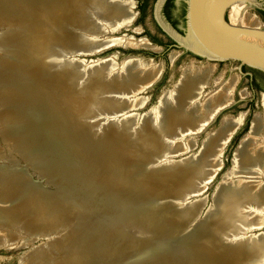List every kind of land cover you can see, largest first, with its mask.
Returning a JSON list of instances; mask_svg holds the SVG:
<instances>
[{
	"label": "bare ground",
	"instance_id": "1",
	"mask_svg": "<svg viewBox=\"0 0 264 264\" xmlns=\"http://www.w3.org/2000/svg\"><path fill=\"white\" fill-rule=\"evenodd\" d=\"M106 1L0 0V44L13 45L12 54L0 51L2 53L0 57L1 249L11 248L15 243L24 246L37 239L35 237L25 238L26 233L36 235L46 230L51 234L62 231L61 224L66 223L70 226L72 221L74 222L73 218L81 219L79 228L83 224L87 228L90 227L91 231L92 226H98L100 220L102 221L101 218H104L106 207L111 209L113 208L112 202H119V195L115 194L118 188L113 189L115 186L111 185V177L106 171L110 168L106 166V163L103 164L104 160L94 154L91 156L89 154L92 153L93 147L87 140L90 139L88 127L81 119L87 118L89 112L94 109L108 106L111 109L109 111H112L109 118L124 122L125 126L131 125V128L138 126L137 114L129 112L139 109L141 99L139 94L159 77L160 72L152 68V64L149 68H141L132 58L129 63L123 59L116 69H113L115 65H110L112 60L101 59L97 63L95 61L87 64L77 62V65L70 67V70L66 69V72L48 74L44 72L46 66L43 60L45 51L50 52L52 46L66 48L60 51L63 57H66L65 53L79 55L85 52H99L112 45L135 47L134 42L126 38L113 40L112 37L106 38L111 32L128 26L134 20V13L132 14L134 4L132 2L120 3L116 0ZM92 16L97 17V20H93ZM94 22H99V24L96 23L95 26ZM234 24L260 27L258 20H234ZM13 26L19 30L14 35L10 34L11 30H8ZM41 31L45 32V36L41 34ZM89 31L93 34L90 46L85 44V38L80 37L82 33L86 34ZM53 32L55 36L51 35L52 38H49L48 35L50 36ZM8 34L10 37L5 38L4 36ZM146 41L141 40L138 43L139 46L158 50ZM179 41L192 51H206L203 43L192 32ZM11 56L15 57V60H11ZM97 65H100L98 71L95 70ZM213 65L199 69L184 70V68L172 90L162 95L161 107H166L164 111L170 114L162 139L149 135L141 140L135 148L127 151V154L124 153L125 158L120 159L119 169V163L116 160L112 161L111 169L119 171L118 178L116 174L113 177L122 188L143 184L142 179L137 178L136 175L132 180L123 171L128 155H132L137 160H133V164L136 165V162L142 161V158L149 154L148 152L156 154L165 144L167 147L163 157L164 161L169 159V156L189 152L196 146L197 136L206 131L214 116L222 108L231 105L234 99L232 89L234 83L237 82V80L234 81L235 78H232L230 82H225L222 86L214 80L212 90L203 93L210 84V76L214 71ZM77 66L82 68L76 70ZM73 68L76 71H73ZM92 70L95 72V77L92 75L93 78L85 93H74L71 90L74 83L72 79L78 77L79 72L82 73L81 76L90 75ZM106 81L107 83L104 84ZM98 91L108 92L109 95L107 93L106 97L111 95L112 98L113 96V102L97 100ZM241 96L239 97L242 99ZM262 107L264 110V98ZM74 112L78 113L76 120L79 130L73 128L70 123L72 122L70 117ZM105 117L106 120L109 119L108 114ZM120 117L121 119H118ZM230 118H223L217 131L202 141L199 146L198 161L189 165L193 167L183 173V178L179 177L180 185L190 186L191 181L196 179L197 182L204 181V176L208 172L210 174L220 168V158L227 146L228 137L242 122V118L236 120ZM79 131H82L85 137ZM49 138L53 142H50ZM122 138L109 133L102 140L104 144H111L112 140L117 142L121 139L123 141ZM58 139L64 141L61 146L65 151L70 153L75 150L79 153L78 156L76 154L63 156L67 159L60 157L58 155L60 153L53 149L55 143L58 144ZM5 148L8 152L10 150V155ZM13 149L18 150L20 159L30 163L32 169L41 176L51 178L54 183H69L74 196L69 195L68 192L66 196L60 192L58 198H55L56 195H46L47 191L43 192L37 184L31 182L28 170L11 166L15 164L12 156ZM161 161L156 162L160 164ZM157 165L155 166L160 167ZM127 172L131 173V171ZM157 178L173 182L162 176ZM148 180L153 181L155 178L149 177ZM223 182L225 183L222 187H226L224 190L235 189L238 194L230 200L227 197L224 198L219 215L220 222L215 226L225 229L228 222L236 217L240 223L245 224L242 229L240 227L241 235L246 230H248L246 235L257 231V228L264 225V111L262 116L253 117L249 132L241 139L240 146L236 150L233 167ZM118 192H120L119 189ZM120 194L124 195L125 190L122 189ZM127 195L132 194L129 192ZM78 208L82 209L85 214L77 213L75 209ZM174 216L178 218L177 215ZM123 225L116 224L114 227L116 232ZM246 225L249 226L246 227ZM69 226L68 231L56 235V238L51 237L47 244L36 248L29 256L26 255L20 264H101L92 261L90 252L85 259L74 255V248L78 245L85 250L86 245L93 244V241L82 243L85 242V235ZM153 226L162 229V226L158 227L156 223ZM127 229V232L131 234L134 232L130 226ZM142 230H138L139 235H143ZM156 233L157 230L151 229L144 234L150 237L148 238L150 243L153 240L154 248H162L164 255L160 253L161 251H155L154 255L150 254V256L147 252H142L147 256L141 264H235V262L248 264L257 254L264 253V243L252 250H245L239 246L235 252H230L223 248L220 249L216 242L207 237L199 238L194 242L197 239L195 237L190 240H177V247L174 246L170 255L167 252L168 242L162 235L159 236ZM122 236L125 237V235ZM166 236L169 238L170 235ZM200 242L206 250L207 248L209 251L214 250L217 255L205 252L198 256L193 254L189 258L186 254L190 255L192 246H199ZM144 243L138 245V252L143 251ZM119 247L120 244L114 247L110 245L108 249L106 248L107 250L104 249V244L99 247L102 254L106 256L111 254L113 257L108 260L104 257L106 264H123L119 258L122 257ZM160 254L163 256H159Z\"/></svg>",
	"mask_w": 264,
	"mask_h": 264
},
{
	"label": "water",
	"instance_id": "2",
	"mask_svg": "<svg viewBox=\"0 0 264 264\" xmlns=\"http://www.w3.org/2000/svg\"><path fill=\"white\" fill-rule=\"evenodd\" d=\"M100 1L107 2L106 0H100ZM116 1H119L120 3L129 2L128 0H116ZM165 1L166 0H155L153 3V13H154L155 21L161 27L162 31H164L175 43L173 45H170L169 47L180 48L182 49L183 53H187L189 55H192L193 57H196L199 60H204L205 62H209V63L212 62V63L217 64L221 62H234L235 64H237V70L243 75L247 74V73L242 72L241 68L243 66L258 70L264 74V27L263 26L246 27L243 25L234 24V20H264V13H263L264 0H187V14H186L187 22H186V27L183 31L184 36H181L176 31L172 30V28L169 25H167L162 19L160 12H161V8ZM130 2L134 4L133 1H130ZM92 19L97 20V17L92 16ZM96 23L99 24V22H96ZM96 23L94 22L95 26H96ZM124 28H127V27H124ZM120 29H123V27ZM90 32L91 31H89L86 34L82 33V35H80V37L85 38V42H86L85 44L89 46L92 45L90 42H91V36L93 35ZM191 32L194 33V35H196L198 39H200L206 51L204 52L203 51L202 52L192 51L184 47L180 43L179 40L186 38ZM42 33L43 35L45 34V32L41 31V34ZM113 33L115 32H111L109 36ZM10 34L8 36H5V38L10 37ZM51 35L55 36L54 32L51 33L50 36L48 35V37L52 38ZM156 48H158V51L161 50L160 46H156ZM0 51L2 53L6 51L7 53L12 54L11 52H13V45L0 44ZM1 52H0V57L2 56ZM101 52H88V53L85 52L79 55H74V54L67 55V53H65L66 58H70V63H71V65L66 66L67 70H70V67H74L75 65H77V62H84L85 64H87L85 61L78 59L79 56H89V55L99 54ZM151 52H156V51H151ZM44 56H46V54ZM11 60H15V57L11 56ZM174 60H175V57H171V65H173ZM193 60L197 61L195 59ZM99 61L100 60H97L95 62L97 63ZM44 65H45V62H44ZM99 66L100 65H97V67H95L96 71H98ZM46 68H44L45 73H48V74L61 73V71L57 73H51L47 71ZM79 68H82V67H79ZM79 68L77 66L76 70ZM72 70L76 71L74 70V68ZM66 71L63 70L62 72H66ZM245 71L249 72L250 70L246 69ZM253 73H254V77L264 81V77L260 73L256 71H254ZM92 75L95 77L94 70L90 72V75L83 76L81 79L83 80L82 83H84L83 87H85L86 90L88 89L90 85V80L93 78ZM180 75H181V70H180ZM180 75H179V78H180ZM159 79H160V76L157 79H155L153 82L148 84L145 87V90L154 86V84H156V82H158ZM72 80L74 81L75 79H72ZM173 85L170 90H172ZM74 88L75 86L73 84L71 90L74 93L80 94ZM167 91L168 90L161 93V95L158 98L157 105L152 110L146 113L141 119H138L136 117L137 118L136 121L139 123H137L138 126H133V128H131V131L133 134L129 135L128 137V141L130 142V144L129 143L126 144V141L124 139L123 141H121L120 139L117 142L112 140V143L110 142L111 144H106V143L104 144L103 140H104V137H106V135L93 137L94 139L95 138L96 139L92 140L90 129L88 128V132L90 136V139L88 141L92 143V147H93L92 153H89L90 156L94 154L99 159L104 160L103 164L105 165L106 163V166L110 168V170H106V171L108 175L111 177V185L115 186L113 187V189L115 190V188H118L120 192L123 189L125 190V194L122 195L120 194V192H118V189L115 190L116 192L115 194L119 195L118 197L119 202L113 203L111 201L113 204V208L110 209L109 207L108 208L106 207L104 218H101L102 221L100 220V223H98V226L96 225L92 226L91 231H90V227L87 228L83 224H81V227L79 228L80 226L79 221L81 222V219L73 218L74 222L72 221V227L75 228L76 231H79L85 235L84 236L85 242H82V243H85V244L89 242L92 243L93 241V244L86 245L85 250L82 249L83 247L79 245L78 247L74 248L73 252H74V255H76L77 257H82L85 259V257H87V254L90 252L92 261H95L96 263L99 262L101 264H106L105 260L111 259L113 257L111 254H108V256H106L105 254H102L99 247L104 244V249H106L110 245L114 247L120 244L119 248L121 249L120 251H122V257H119V258L121 259V263L123 261V264H141L142 260L145 259L147 254L149 256L150 254L154 255L155 251L159 252L162 250V248L160 247L154 248V245H152L153 240H151L152 242L150 243V240L148 239L150 237L144 234L145 232L151 231V229L153 231L157 230L156 235L158 234L159 236L162 235L163 238H165V235H170L169 243L167 245V248H168L167 252H169L170 255L172 254V250H174V246L177 247L176 245L177 240H181V239L190 240L195 237H197V239L194 242H196L199 238L204 239L205 237H207L209 239H212L214 242H216L217 246L220 249L223 248L225 249V251H230V252H235V250H237L239 246H241L242 248H245V250L247 249L252 250V249H255L254 247L257 248L258 246L264 243V235H263L264 225H262V227L260 228H257V231L261 229H263V231L257 234H254L251 232L250 235H246L248 230L244 231L243 235H241L240 233L242 232L241 229L245 224H243L244 222L240 223L236 217H233L228 222L225 229H221L219 226L217 227L215 226V224H218V222H220L221 217L219 215H220V210H221L224 198L227 197L230 200L232 197H235L238 194V192L236 193L235 189L227 188L226 190H224L226 187L223 188L222 186L225 183L223 181L226 180L227 174H229L231 168L233 167V159L235 157L236 150L239 148L240 141L245 135L240 139L238 146L233 153V158L231 160L232 166L230 170L227 172V174L222 179V181L219 184H217V186L214 189L213 195L211 196V206L204 213V215L200 218L197 224L194 223L193 225H191L188 231V235L184 237L179 235L180 230L186 227V224H184V220L182 219L184 214L188 212L191 215L197 216V214L202 209L205 202L204 200H200L201 201L200 203H202L203 205L196 202L190 205L187 204V207L179 208L182 211H178V210L175 211L171 209L170 207V204L173 203L174 205L175 204L174 202L176 200L175 198H172V197L181 196L179 202H182V204H185L186 197L191 198L192 196H195V195L199 196L206 189V186L214 179L218 171L222 168V165H223L222 160H221L222 156L220 158L221 166L219 169H217L215 172H212L210 174H208L209 173L208 172L207 175L204 176L205 178L204 181L201 180V182L199 181L197 182L196 181L197 179L191 181L190 186L185 185V184L180 185L178 183L179 182L178 179L179 177H182V178L184 177L183 173H185L188 170H191V167L193 166H189V165L197 163L198 158H199V151L196 156H188V158H185L181 162L176 163V164L173 162H167V163L165 162L163 163V165L156 163L155 165L158 164L157 166H160V167L151 166L149 167V169L151 170L150 171L147 170L149 171V173H145V171H143V166H145L148 159L155 154V153L151 154L150 152H148L149 154H147L146 157L142 158V161L138 163L136 162V165H131V171H132L131 175L132 176L136 175L137 178L139 177L143 181V184L139 183L140 186L132 185L129 188H122V186L116 181V178L113 177V175L116 174L117 176L119 173L117 169H111L110 167L113 160L114 161L116 160L117 163H119L118 165V169H119L120 159L125 158L124 153H126L127 151H131L133 148H135L136 145L141 140L146 139V137L149 135L158 136L162 139V135L165 132L166 123L170 117L169 112L164 111L166 107L165 108L161 107L162 106L161 97ZM260 96L262 99V96H264V93L261 92ZM234 98L235 99H233L231 105H229L228 107L222 108L214 116L210 125H212V123L216 120V118L221 113H223V111L233 106L237 101L242 100L239 96L237 98L236 97ZM241 124L242 122L230 134V136L228 137V142L230 141L232 136L236 133V131L239 129ZM116 126L118 129L122 130L123 128L130 126V125L125 126L124 122L117 121ZM250 128H251V125L249 127V130ZM205 132L206 131H203L201 134H204ZM49 141L53 142L51 138H49ZM58 144L55 143V146L53 147V149L54 151L56 150L58 153H60L58 154L60 157H63L65 155L73 156L74 154L78 156L79 153L75 150L73 152L70 151V153H68L67 150L65 151V149L61 146L64 144L63 140L58 139ZM123 144H125L126 147L122 146ZM201 144L202 142L200 143V145ZM182 154H176V155H182ZM63 158L67 159L66 157H63ZM106 159L107 160L109 159V160L106 161ZM29 165L30 163H27L25 161L24 163L20 165L12 164L11 166H14V167L18 166V167H23L24 169H26ZM158 176L171 179V181L173 180V182L171 183V182H168L167 180L159 179L157 178ZM149 177H152V178L154 177L155 180L153 181L148 180ZM61 184L56 182L55 186L54 185L51 186V188H49L48 190H46L42 186H39V185L38 186L42 189L43 192L47 191L46 195L48 194L52 196L56 195L55 198H58V194H60V192L65 196L67 195V192L69 193V195L72 194V196H74V194L71 192L72 188L70 187L69 183L62 182ZM195 184L198 185L196 188L197 190H195L197 192L187 193L189 189L195 187ZM141 190L143 192H141ZM129 192L132 195H127ZM120 195L122 196L120 197ZM166 195H170L172 197L166 198L164 202H160L159 198L165 197ZM99 206L100 205H98V208L101 209V207ZM75 210L79 214H83V215L85 214L80 208L75 209ZM102 210L104 211V209ZM174 215H177L178 218H175ZM118 223L124 224V225L120 230L116 232L114 227ZM154 223H156L158 227L162 226V229H160V227L155 228V226H153ZM76 224H78L77 228H76ZM128 226H130L132 230H134L132 234L130 232H127ZM167 226H169L168 227L169 231L167 230ZM247 226L249 225H246V227ZM138 227H140V230L142 227L143 235L147 237L145 240L139 237L140 233L138 232L139 230ZM171 231H172V234H171ZM123 232L124 234H122ZM225 232H226L225 236H227V238L223 239L221 234ZM59 234H62V232L58 231L57 233L51 234V232H48V230H46L36 235L32 233L31 234L26 233L25 238L31 239L32 237H35L37 238L35 239V241L45 240L44 244L45 243L47 244L49 239H51V237L56 238V235H59ZM122 235H125V237H123ZM25 238L23 240H25ZM35 241H32V242H35ZM222 241L224 242L223 245H227L226 247L222 246L221 244L223 243ZM142 242H145L142 245L143 251L138 252V249H139L138 245L142 244ZM191 244L192 243H190V245ZM27 246L28 244L22 246L19 243H15L13 244L11 248H8V249H13V248H18V249L24 248L25 249ZM36 248H33V249L36 250ZM32 251L27 252L26 255L29 256L32 253ZM190 251H191L190 255L186 254L188 255L189 258L192 257L193 254H195V256H198L201 254H205V252L206 254L211 252L212 255L214 256L217 255L214 250L209 251L208 248L206 250L205 246H203L201 242L199 243V246L193 245ZM142 252L143 253L147 252V254H143ZM124 253L125 255L123 256ZM160 253L163 254L164 252L161 251ZM163 255L160 254L159 256H163ZM104 257H106V259ZM235 264H238V263L235 262ZM248 264H264V253L257 254L254 257L253 261L249 262Z\"/></svg>",
	"mask_w": 264,
	"mask_h": 264
},
{
	"label": "rangeland",
	"instance_id": "3",
	"mask_svg": "<svg viewBox=\"0 0 264 264\" xmlns=\"http://www.w3.org/2000/svg\"><path fill=\"white\" fill-rule=\"evenodd\" d=\"M128 1L134 2V6L132 7V11H133L132 14L134 13V16H135L134 20L128 26H126L127 28L123 27V29H120L119 31L117 30V32L114 31L115 33L111 34L110 36L108 34L106 38L112 37V40L119 39V38H126L127 40L133 41L134 42L133 45H135V47L112 45L111 47L100 50L99 52L103 50L105 51L99 54H94V55H89V56H79L78 59L83 60L86 63H94V61L96 60L109 59V60H112V63L110 65L111 66L115 65L113 69H116L118 67L117 65H119L123 59H124L123 61H126V63H129L131 61L130 59L133 58L138 64V66L141 68H149L150 65L152 64L151 67L155 68V70L160 72L159 74L160 79L158 80V82H156V84H154V86L146 89L141 94H139V97H141L140 102H139V106H140L139 109L134 110L133 112H129L131 114H137V118L141 119L146 113H148L150 110H152L157 105L158 98L161 95V93L166 90L170 91L172 85L176 84L175 82L179 78L180 70L182 73L184 68H185L184 70L194 69V68L199 69V68H205V67L208 68L215 63H212V62L209 63V62H205L204 60H199L196 57H193L192 55L183 53L182 49L180 48H175V47L171 48V47L166 46V44L173 45L175 43L171 42L170 39L163 34L161 29L159 28L158 23L155 21L154 13H153L154 0L147 1V5L144 11V16L142 18H141V12L139 8L142 0H128ZM258 21L260 22V26L264 27V20H258ZM8 30L9 31L11 30L13 35L14 33L19 32L18 28L16 27H11ZM14 30H17V31H14ZM175 31L179 35L184 36L183 31H178L176 29ZM8 35H5V36H8ZM139 40L140 41L147 40L146 42H149V44H152V46L155 45L154 47L160 46L161 50L160 51L157 50L156 52H151L155 50L146 48L145 46H142V45L139 46L138 44L140 42ZM156 41H158L159 43H157ZM62 49L63 51L66 50V48L62 46L61 47L58 46L57 48L53 46L51 47L50 52L45 51L46 56L44 60H45V66L47 67L46 68L47 71L51 73H57L60 71L62 72L63 70L66 71L67 69L66 66L71 65L70 58L63 57L60 54V51ZM171 57H175L173 65H171ZM193 59L197 61H194ZM205 63H208V64H205ZM213 67H214V71L210 76V84L207 86L206 89H204L203 93H207L210 90H212L214 80L216 83L219 82L220 86H222L225 84V82L226 83L227 81L230 82L232 81V78H235L234 81L237 80V82L234 83V88L232 89V93H234V97L236 98L238 96H241V94L243 93L241 96L242 100L237 101L233 106L223 111V113H221L216 118V120L212 123V125H210L206 129V132L196 138V146L189 152H186L187 154L184 153L186 156L184 154L176 155L175 157L171 156L169 159L164 161L165 158L163 157L166 154L165 148L167 147V145L165 144L163 145V148L157 154H154L153 156H151L148 159L145 166H143V171H145V173H149V171L151 170L149 169V167L151 166L154 167L155 163H157L156 161L158 160H162L160 164H163L165 162L166 163L173 162L176 164V163L181 162L183 159L188 158V156H196L199 151V146L202 140L206 138V136L215 132L220 127V124L223 118L225 119V118L231 117L230 119L232 120L242 118V124L240 125L239 129L236 131V133L232 136V138L228 142L227 146L225 147L224 152H222L223 153V155H221L222 156L221 160L223 163L222 168L218 171L214 179L206 186V189L199 196L195 195L196 197L192 196L190 199L186 197L185 204H182V202H179L181 196L172 197L170 195H166L165 197L159 198L160 202H164L166 198H170V197L175 198L176 199L174 202L175 204L174 205L173 203L170 204L171 209L175 211L177 210L182 211L179 208L187 207V204L190 205L196 202L199 204H202L200 203L201 202L200 200H204L205 203L204 205L202 204L203 207L199 211L197 216L191 215L190 213L187 212L188 210L186 211L187 213L184 214L182 219L184 220V224H186V227L180 230L179 232V235L182 237L188 235V231L191 225H193L194 223L197 224L200 218L204 215V213L211 206V196L213 195L214 189L217 186V184H219L222 181V179L225 177L227 172L230 170L232 166L231 160L233 158V153L236 150L240 139L249 132V127L251 125V121L253 117L256 115L262 116L263 111H264L262 107V99L264 97L262 96V99H261V96H260L261 92L264 93V81L254 77L255 79L253 80V85H254L253 87L252 81L246 75L241 74L237 70V64H235L234 62H221V63H217L213 65ZM157 71L156 73H158ZM81 74L82 73L79 72L78 77H75V80L73 83L75 86L74 89L79 93H82V92L85 93L86 89L85 87H83L84 83H82L83 80H81L82 79L81 77H83V75L81 76ZM105 83H107V81ZM107 93L106 92L101 93L100 91H98L96 94L97 100L99 99V101L113 102L112 98L114 97L112 96L111 98V95H110L109 97L111 99H109V97L107 98L106 96L109 95V93L108 94ZM109 110L111 109H109L108 106H105L103 108H97L89 112L87 118L83 117L81 119L84 125H87L88 128L90 129L92 140L96 139V138L94 139L93 137L105 136L106 134L110 133V134H114L115 136H120L121 138L123 137L122 140L124 139L126 141V144L127 143L130 144V142L128 141V137L129 135L133 134L131 131V125L125 128L122 127L123 128L122 130L118 129L116 126L117 121L114 120L113 118H109L110 117L109 114L112 115L111 114L112 111H109ZM73 114H72L73 117L72 116L70 117L71 118L70 120L72 121L70 122L71 126L75 129L78 128L79 130V127L77 126V120H76V115H78V113L74 112ZM106 114H108V118H109L107 120L105 117ZM118 119H121V117ZM79 132L81 133L83 137H85V134L82 131H79ZM0 144H2L1 139H0ZM122 146L126 147L125 144H123ZM16 149L12 150V156L14 157V161H15L13 163H15V165H20L24 163L25 161L24 160L22 161L20 159L18 150ZM5 151L8 153V155L11 154L10 150L9 152H8V149H6ZM127 158L128 160H126V163H125L126 165L125 164L123 165L124 166L123 171L126 173L127 176L129 175L130 179L134 180L133 176L131 175L132 173L131 165H134L133 162L136 159L133 158L132 155H128ZM26 170H28V173H29L28 177L30 178L33 184L42 186L46 190L51 188V186L53 185L55 186V183L53 182L51 178L41 176L40 173H37L36 171H34V169H32L31 165H29L26 168ZM127 171H131V173ZM197 186L198 185L195 184V187L189 189L187 193L197 192L195 191L197 190L196 189ZM141 192L143 191L141 190ZM68 226L69 225H66V223H62L60 227L62 231L60 232H62L63 234L66 231H68L69 230ZM69 227H72V223L70 224ZM138 229L140 230V227H138ZM261 231H263V229L252 232V233L257 234ZM221 235L223 239L227 238V236H225L226 232L222 233ZM139 237L143 238L144 240L147 238L145 237V235H140ZM164 239L169 243L168 236L165 235ZM44 242L45 241L42 240V241H35V242L28 243V246H27L28 248H25V249L24 248L23 249H18V248L5 249L4 247H3L4 249L0 248V264H20L21 260L22 259L24 260L27 252H31L32 250H34L33 248L42 247L44 245ZM221 244L224 247L227 246V245H223L224 242Z\"/></svg>",
	"mask_w": 264,
	"mask_h": 264
},
{
	"label": "flooded vegetation",
	"instance_id": "4",
	"mask_svg": "<svg viewBox=\"0 0 264 264\" xmlns=\"http://www.w3.org/2000/svg\"><path fill=\"white\" fill-rule=\"evenodd\" d=\"M148 1V0H147ZM155 1V0H154ZM264 13V10H263ZM161 17L164 20V22L169 25L172 30L175 31H184L186 27V14H187V0H166L161 8ZM161 29V27L159 26ZM162 31V29H161ZM165 36H167L171 42L174 43V41L164 32L162 31ZM168 41V42H170ZM159 43L158 41H156ZM166 46H170L169 44H166ZM246 69L250 70L249 72L245 71ZM242 72L247 73L246 76L252 81V86L253 85V80L254 78V71L260 73L263 77L264 74L258 70L243 66L241 68Z\"/></svg>",
	"mask_w": 264,
	"mask_h": 264
},
{
	"label": "trees",
	"instance_id": "5",
	"mask_svg": "<svg viewBox=\"0 0 264 264\" xmlns=\"http://www.w3.org/2000/svg\"><path fill=\"white\" fill-rule=\"evenodd\" d=\"M147 5V0H142L140 5L141 18L144 16V11Z\"/></svg>",
	"mask_w": 264,
	"mask_h": 264
}]
</instances>
